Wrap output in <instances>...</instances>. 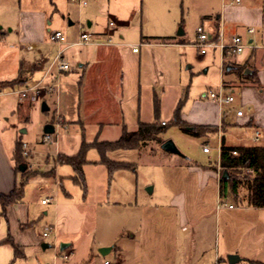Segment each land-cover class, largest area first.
<instances>
[{
  "label": "rangeland",
  "instance_id": "obj_1",
  "mask_svg": "<svg viewBox=\"0 0 264 264\" xmlns=\"http://www.w3.org/2000/svg\"><path fill=\"white\" fill-rule=\"evenodd\" d=\"M28 1L30 0H0V21L15 20L20 4ZM38 1L47 10L48 17L60 19L48 25L51 28L48 40L52 41L51 35L57 30L62 31L68 40H78L80 23L84 30L93 29L88 27L86 3L80 10L71 0ZM105 1L108 0H94V3L92 1L95 13L98 14L96 23L102 28H105L110 20V16L101 9ZM130 1L120 0L122 6ZM88 2L90 4V0ZM217 2L218 0H174L176 15L179 18L176 33L183 29L185 33L178 35L186 41L167 48L166 57L171 61L169 70L165 71L162 77L152 71L149 82L157 85L159 93L163 87L165 89L161 96V119L172 122L175 108L183 99L182 115L188 123L184 127L172 123L167 131L161 134L159 141H149L139 149H116L107 152V156L112 160L130 162L133 165L131 169L118 170L111 178L107 165L101 162L102 156L98 147L91 146L86 156L88 162L83 166L86 186L81 183L80 177L76 181L73 178L67 179L66 173L77 176V172L70 164L57 162L56 150L77 152L83 138L90 141L98 137V129L89 126L85 131L80 125L58 127L56 147L55 133L52 134V141L42 140L45 134L44 125L51 118L53 109L43 112L39 102L36 109L30 110L27 122H24L21 112H0V125L6 126L10 130L8 133L11 132L14 137L23 135V141H27L35 150L31 156L25 157L26 163H34L32 170L36 171L29 176L25 186L28 196L36 204H42L43 198L54 195L56 184L48 172L56 170L63 176L65 188L73 194L78 209L87 213L88 218L84 227L90 229L93 225L91 223L94 222L97 237L104 236L116 245L106 257L117 263L121 264L124 261L127 264H182L183 258L190 253L193 264L198 262L232 264L224 247H235L239 236L253 220V215L255 219L257 217L255 213L250 215L237 199L220 196L218 179L214 173L201 171L208 170L207 168L189 166L192 161L208 165L219 160L220 133L196 136L187 131L189 126L216 119L217 102L211 97V92L218 91L222 82L228 87L227 77L225 79L222 77L220 50L209 48L206 53H201L195 45L196 29L202 22L203 13L210 11L218 4ZM112 4L115 6L117 2L112 1ZM182 18L183 25L180 24ZM70 19H73V24H70ZM128 25L127 23L120 25L115 34L129 31L126 38L139 37L140 48L142 44L140 18L135 17L131 20L130 26ZM1 26L3 22H0V75L10 78L16 74L18 67L15 57L17 48L11 44L14 42L12 37L8 39L11 43L6 45L3 43L1 32H7L9 28ZM44 48L52 60L56 47ZM80 49L75 47L66 52L72 68L76 63L75 51ZM1 87L5 86L0 85ZM14 88L22 89L23 86ZM5 90L6 93L2 94L1 100L8 95L17 99L20 95L11 87ZM147 90V87L143 86V107L146 111L150 92ZM238 93L236 89L234 94ZM148 115L147 118L143 114L147 120L154 119L152 112L148 111ZM209 117L211 120H207ZM25 127L28 132L22 134ZM118 133L117 128L107 129L103 134L104 139H118L120 136ZM169 140L175 143L177 150L164 148V143ZM228 141L238 142L232 136H228ZM258 143L264 144V134ZM204 144L210 146V153L203 150ZM218 172L221 175L222 169H218ZM245 192V188L242 187L239 197ZM57 195L67 196L63 189H59ZM84 196L87 198L85 206L82 205ZM231 203L235 206L234 209L229 207ZM54 204L46 205L49 215L44 214L43 210L38 217L36 226L41 232L50 230L48 224L53 221ZM260 214L264 219V211ZM78 216L77 212L72 215L74 224L79 222ZM184 217L189 222L184 221ZM82 235L77 233L74 237L78 240ZM51 238L52 236L49 237ZM47 249L51 254L44 255L40 261L32 247L25 248L26 257L17 260V263L52 264L53 247ZM99 262L100 259L92 260V264Z\"/></svg>",
  "mask_w": 264,
  "mask_h": 264
},
{
  "label": "crops",
  "instance_id": "obj_2",
  "mask_svg": "<svg viewBox=\"0 0 264 264\" xmlns=\"http://www.w3.org/2000/svg\"><path fill=\"white\" fill-rule=\"evenodd\" d=\"M84 1L87 4H85L87 6L85 14L88 19V27L93 28L90 31L97 35H104L110 30L111 40L99 44L68 45L65 51L68 59L67 50L75 47L81 49L75 51V67L61 73H58L53 65L58 46L47 38L51 32L48 25L60 19L54 20V16L48 17L47 10L39 4L38 0L21 3L17 10L18 17L15 20L0 21L3 22L1 28L4 26L9 28L7 32H1L2 41L6 45L11 43L8 41L10 37L14 39L11 44L17 48L15 57L18 61L16 74L10 78L0 75V82L11 81L22 76L24 82L16 85L17 87L45 86L36 97L22 99L18 95L15 100L8 95L6 98L0 99V112H21L24 122H27L30 118V110L36 109L35 107L41 102L43 112L53 109V114L46 124L53 123L55 125L59 115L66 126L80 125L85 131L89 126L97 128L99 135L94 140L87 141L83 138L88 143L96 140L115 141L117 139H104L103 134L107 129L117 128L118 134L121 136L124 125L129 130H136L140 121H155L154 97L156 95L161 100L165 89L163 87V90H160L161 94L159 93L157 85L152 81L149 82L150 73L153 71L160 77L164 76L165 71L169 70V63H171L166 57L167 48L175 44H182L186 40L176 33L179 18L176 15L174 0H131L128 3L125 2L123 6L120 0L105 1V5L101 9L110 16V20L117 23L113 29H109V22L105 28H102L100 24L97 25L98 14L93 8L94 0H90V4L88 0ZM112 1H116L117 4L113 6ZM217 3L210 11L203 13L202 22L197 28L204 25L211 39H217L221 33L225 40H229L234 34H239L252 45L251 48L238 55L222 52L220 48H216L220 50L222 77L224 79L227 77L226 84L231 92L235 93L238 89L239 93L238 95L234 94L236 100L226 110H221L216 103L218 114L215 120L192 126L195 127L194 130H197L198 125L221 126L223 119L233 124L226 132L220 129V160L221 137L223 135L228 144L238 145L258 143L252 140V136L257 130L264 134V0H218ZM90 6H92L91 11ZM79 9L81 10V8ZM137 16L141 20L140 41L142 44L139 51L135 52L133 46L138 45L139 37L126 38L129 31L120 32L119 35H116L115 32L120 25L127 23L130 26L131 20ZM73 23V19H70V24ZM180 24H184V18ZM252 27L255 28L253 32L249 31ZM74 41L76 40H68L69 43ZM43 47L50 49L56 47L52 60L48 51ZM242 66H245V70L247 68L252 70V73H244V75L256 72V76L240 75L239 69ZM143 86L147 87V91L150 90L147 111L143 107ZM44 103L48 106L47 110L43 108ZM238 109H243L244 114L238 115ZM148 111L152 112L154 119L144 118L143 114L148 118ZM182 118L186 121L183 115ZM160 120L161 122L166 121L161 118ZM207 120H211V118L209 117ZM232 127L233 129H230ZM187 130L194 131L188 128ZM9 131L6 126L0 125V193L5 194H9L15 185L23 180V172H25L20 170L14 159L16 142L19 138L23 140V135L14 137L11 132L8 133ZM85 131L83 132L85 133ZM26 132L28 129L25 127L22 129V134ZM228 136H232L238 142L231 143L228 141ZM82 143L83 141L77 152H63L57 149L55 155L58 156L60 153L75 155L80 151ZM55 145L57 147V144ZM219 160L217 161L218 166ZM191 167L206 168L205 165L197 164ZM207 169H201V171L214 173L217 176L220 189V173L218 170ZM66 174L67 179L73 178L75 181L78 179L72 173ZM48 175L54 179L56 193L46 198H55L56 202L43 203V199H45L43 198L42 204H36L28 196V190L25 187V195L20 201L8 205L6 209H3L0 203V264H10L14 260L13 245L4 242L9 235L16 244L23 248L32 247L37 252L40 261L44 255L51 254L47 248L53 247L52 264H92V260L95 259H100L99 264H101L104 260H110L99 250L103 246H110L111 252L116 245L104 236L97 237L94 222L91 223L93 225L90 226V229L84 227L88 218L87 213L78 209L73 194L65 188L63 176L56 170L48 172ZM59 189L65 190L67 196H58ZM49 203L55 204L52 208L53 221L48 225L56 233L45 236L46 230L41 232L36 225L41 211L44 210V214L49 215V209L46 208ZM82 205H87L85 196ZM243 206L246 207L250 215L255 213L257 217L255 219L253 215V220L239 236L236 246L231 248L225 246V252L229 256L232 254L239 256L240 260L233 264H264V219L260 214L264 211V207ZM229 207L235 208L232 203ZM76 212L79 214V222L74 224L72 215ZM184 221L189 222L186 217H184ZM235 226L236 224H234ZM77 233L83 234L78 240L74 237ZM51 236L52 238L49 239ZM57 253H69L70 257L63 259L58 257ZM113 262L117 263V261ZM121 264L127 263L122 261ZM182 264H193L190 253L183 258Z\"/></svg>",
  "mask_w": 264,
  "mask_h": 264
},
{
  "label": "trees",
  "instance_id": "obj_3",
  "mask_svg": "<svg viewBox=\"0 0 264 264\" xmlns=\"http://www.w3.org/2000/svg\"><path fill=\"white\" fill-rule=\"evenodd\" d=\"M166 40V39H165ZM245 66L240 67L239 74L245 77H255L256 72L251 75H244ZM256 79V78H255ZM24 82L22 76L11 81H1L2 86H16ZM256 82L259 81L256 79ZM187 96V92H186ZM184 100L181 99L174 112V120L169 123H162L160 121L161 114V100L158 96L154 97V114L155 121L144 122L140 121L136 130H129L126 125L123 127L122 134L119 139L115 141H94L88 143L83 140L80 151L75 155H67L60 153L57 162L61 164H70L77 172V178H81V183L85 186V178H83V166L88 162L87 151L91 146L98 147L101 153V162H104L108 169L110 177L121 169H131L133 165L130 162L115 161L107 156V152L116 149H139L145 146L149 141L160 140L161 134L167 131L169 125L172 123L182 127L187 122L182 118V107ZM227 113V111H225ZM54 121V118H52ZM232 123L223 119L221 126L218 125H198L197 130L189 131V133L196 136H208L211 134H218L220 129L226 132ZM23 140L18 139L14 151V159L19 165L26 162L24 156ZM201 165L197 161H192L189 165ZM206 168L217 171L222 169L220 175V196L224 198L233 197L237 199L242 205L264 207V144H228L226 137H221V151L219 166L217 161L210 162L205 165ZM249 170V171H248ZM36 171L28 169L23 172L24 177L21 182L15 185V188L9 193H0V203L3 209L10 204L20 201L25 195V185L31 174ZM227 172V174H225ZM245 188L246 192L239 197L240 189ZM11 243L14 247V260L10 264H19L17 260L26 257L25 250L22 246L16 244L9 235L4 241Z\"/></svg>",
  "mask_w": 264,
  "mask_h": 264
},
{
  "label": "built area",
  "instance_id": "obj_4",
  "mask_svg": "<svg viewBox=\"0 0 264 264\" xmlns=\"http://www.w3.org/2000/svg\"><path fill=\"white\" fill-rule=\"evenodd\" d=\"M74 3H76L79 8H82L85 5V1L84 0H71ZM240 1V0H237ZM80 33H79V39L74 41V42H68L66 36L63 34L62 31L57 30L55 32L52 33V41L58 46V52L57 55L55 57L54 60V67L57 68L58 73L64 72V71H68L70 69H72L71 63L68 60V58L65 55V51L68 47V45H84V44H99L102 42H108L111 40V34H110V30L108 32H106V34L104 35H97L94 34L88 30H84L82 28V23H80ZM117 26V23L114 20H110L109 21V29H113ZM83 29V30H81ZM249 31L253 32L255 31V28H250ZM195 45L198 47L199 51L201 53H206L207 50L209 48H220L222 50V52H228L234 55H238V54H242L244 53L247 49L251 48L252 45L247 42L241 35L239 34H234L229 40H225V38L223 37V34L221 33L219 35V37L217 39H211V37L209 36L208 31L206 30V27L204 25H200L197 28V37L195 40ZM133 50L135 52L139 51V46H133ZM6 88H9V86L6 87H1L0 88V98L2 96V94L6 93ZM13 91L17 92L18 94H20V97L23 98H27V97H36L39 94V91L42 88H45V86H41V85H33V86H23V88H19V89H15L14 87ZM211 97L217 102V104L220 106L221 110H226L229 108V106H231L235 100L236 97L234 95L233 92H231L229 90L228 87H226V85L222 82L220 85V88L218 91H213L211 92ZM237 114L238 115H243L244 114V110L243 109H238L237 110ZM162 123H167L166 121H163ZM67 127L66 124L64 123V121L60 118V116H57V121L55 123V132L53 133H45L42 136V140L43 142H49L53 140V136L52 134H56V139H55V143L57 144V128L58 127ZM262 136V132L261 131H256L255 134L252 136V140L254 142H258L260 140ZM23 148H24V156L25 157H29L32 155L33 152H35V150H33L30 146V144L26 141L23 142ZM204 151L205 152H210L211 148L209 145H205L204 146ZM221 150V148H220ZM28 164V169H32L34 163L30 162L27 163ZM249 171V170H248ZM48 202H56L55 198H45L43 199V203H48ZM223 206V205H222ZM232 206V205H231ZM51 233H56L55 230L52 231L51 229L49 231H45L44 235L45 236H49ZM58 257H61L63 259H68L70 257L69 253H57ZM101 264H117L113 261L110 260H104L103 262H101Z\"/></svg>",
  "mask_w": 264,
  "mask_h": 264
},
{
  "label": "water",
  "instance_id": "obj_5",
  "mask_svg": "<svg viewBox=\"0 0 264 264\" xmlns=\"http://www.w3.org/2000/svg\"><path fill=\"white\" fill-rule=\"evenodd\" d=\"M183 33H184L183 29H180L179 34H183ZM244 73L245 74L252 73V70L250 68H247ZM43 108H44V110H47L48 106L44 103ZM187 128L191 129V130L195 129V127H192V126H189ZM44 132L45 133H53V132H55V125L53 123H47L45 125V127H44ZM164 148L167 149V150H177V147H176L175 143L173 141H171V140L166 141L164 143ZM19 168H20L21 171H26L28 169V164L26 162H22V163L19 164ZM225 174H227V172H225ZM110 250H111L110 246H103V247L100 248L99 251L101 252L102 255L105 256V255H107L110 252ZM239 260H240V258L236 254H232V255L229 256V261L232 264L238 262Z\"/></svg>",
  "mask_w": 264,
  "mask_h": 264
}]
</instances>
